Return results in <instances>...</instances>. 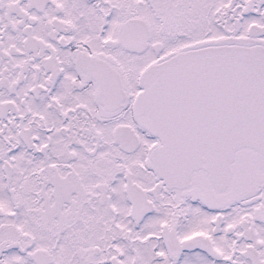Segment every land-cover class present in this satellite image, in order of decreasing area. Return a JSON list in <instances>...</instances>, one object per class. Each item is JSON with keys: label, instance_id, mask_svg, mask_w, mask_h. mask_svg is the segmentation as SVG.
Masks as SVG:
<instances>
[{"label": "snow or ice", "instance_id": "1", "mask_svg": "<svg viewBox=\"0 0 264 264\" xmlns=\"http://www.w3.org/2000/svg\"><path fill=\"white\" fill-rule=\"evenodd\" d=\"M0 264H264V0H0Z\"/></svg>", "mask_w": 264, "mask_h": 264}]
</instances>
